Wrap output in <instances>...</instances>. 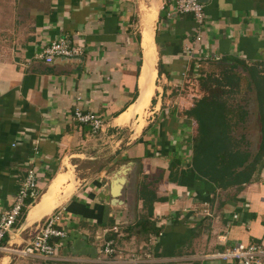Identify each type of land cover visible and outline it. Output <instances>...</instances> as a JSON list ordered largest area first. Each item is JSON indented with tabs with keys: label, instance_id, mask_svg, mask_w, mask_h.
Here are the masks:
<instances>
[{
	"label": "crops",
	"instance_id": "0c3cea01",
	"mask_svg": "<svg viewBox=\"0 0 264 264\" xmlns=\"http://www.w3.org/2000/svg\"><path fill=\"white\" fill-rule=\"evenodd\" d=\"M1 2L0 214L10 208L28 167L42 173L37 185L41 194L25 213L26 228L17 233L20 222L4 241L13 248L24 246L36 225L51 215L66 237L49 240L54 247L50 259L0 252V264H97L95 258H103L98 251L107 240L121 253H139L151 239L154 264H224L206 256L235 243L264 249V165L258 181L240 190H218L198 181L192 146L195 132L199 140L205 123L182 113L191 103L181 95L194 65L185 57L186 48L193 49L194 57L208 53L264 65V0H200V27L189 14L166 17L170 7L164 0ZM147 20L153 27L155 86L160 91L155 92L153 115L145 126L143 118L118 123L140 93ZM198 33L201 39L196 43ZM62 36L83 47L81 60L59 59L52 65L34 60L43 43ZM176 84L179 89L173 87ZM170 95L172 108H161L160 98ZM75 106L99 115L103 131L92 135L86 126L72 123L69 114ZM163 111L169 116L163 118ZM175 160L185 174L171 182L167 167ZM114 162L117 166L107 173L106 165ZM86 165H98L88 186L82 185L86 177L76 178L78 167ZM121 166L126 167L117 199L121 204H108L103 220L107 204L96 198ZM135 166L139 170H133ZM62 174L68 178L55 194L62 202L33 213ZM105 175L109 179L103 183ZM143 187L156 197L149 216L138 199ZM139 219H146L157 232L137 233ZM263 260L264 256L261 264Z\"/></svg>",
	"mask_w": 264,
	"mask_h": 264
},
{
	"label": "trees",
	"instance_id": "16d2710c",
	"mask_svg": "<svg viewBox=\"0 0 264 264\" xmlns=\"http://www.w3.org/2000/svg\"><path fill=\"white\" fill-rule=\"evenodd\" d=\"M190 69L183 82L181 95L191 103V107L186 110L188 115L205 123L204 130L200 132L201 137L199 140L194 138L192 146L191 163L197 180L207 181L215 189L223 191L231 188L240 190L242 186L258 181L264 165V65H246L239 60L224 58L207 60L199 64L197 69ZM193 73L196 76H192ZM249 94L256 110L258 135L256 151L252 155L246 148L242 149L245 146L244 139H235L231 132L232 126L237 121H243L246 116L242 104L249 100ZM233 95L241 102L230 106L228 99ZM150 103L153 104V100ZM179 164L176 160L168 164L169 181L175 182L177 177L185 174V169L179 168ZM138 199L148 210L149 216L156 197L147 187H143ZM26 204L30 207L34 203ZM26 210L21 211L14 228L22 222ZM136 225V232H157V228L146 219H139Z\"/></svg>",
	"mask_w": 264,
	"mask_h": 264
},
{
	"label": "built area",
	"instance_id": "2783aa9c",
	"mask_svg": "<svg viewBox=\"0 0 264 264\" xmlns=\"http://www.w3.org/2000/svg\"><path fill=\"white\" fill-rule=\"evenodd\" d=\"M166 7H170L166 11L165 16L169 17L174 14H189L192 16L197 27L203 24L204 13L203 6L197 0H164ZM201 39L198 33L194 42H199ZM192 48L185 49V57L194 61V69H197L199 64L207 61H217L219 58L213 54L205 53L202 56L193 55ZM83 55V47L73 45L67 36L58 37L57 39L42 44L33 56L35 61L42 62L45 65H50L54 60L63 58L67 60L76 59ZM192 76H196L195 73ZM180 84L173 87L179 89ZM69 120L77 125L86 126L92 135H96L103 131L104 123L101 117L95 113L81 110L75 106L70 110ZM35 154V149L33 148ZM42 177V173L37 172L32 167H28L25 171L23 180L21 181L16 193L13 197L10 208L0 214V252L8 253L19 257L38 256L43 259H50L54 255V247L49 243L50 239H63L66 237L65 231L55 227V217L48 216L36 225L35 231L31 236L30 241L22 247H14L9 242L4 241L6 235L14 227L21 211L29 207L27 202L35 203L40 196L38 189V181ZM114 230V228L112 229ZM151 239L147 246L142 251L130 253H121L117 251L111 240L103 243L99 256L95 258L97 264H154V258L149 247ZM264 256V250L252 243H235L223 252L210 254L207 257L209 260H218L224 264H261V258Z\"/></svg>",
	"mask_w": 264,
	"mask_h": 264
},
{
	"label": "bare ground",
	"instance_id": "6f19581e",
	"mask_svg": "<svg viewBox=\"0 0 264 264\" xmlns=\"http://www.w3.org/2000/svg\"><path fill=\"white\" fill-rule=\"evenodd\" d=\"M143 27L144 28L142 32L143 35L142 48L144 52V58L142 65L143 70L141 69L142 75L139 80L140 93L138 95L137 100H135L134 104L129 108L128 112L121 117L118 123L128 122V120H130L131 118L134 119L137 118V120L141 121L143 114L145 113L146 109L149 107L150 101L153 98L155 92L159 90L158 87L155 86L156 70L154 64L156 60V52L153 44V27L151 26V20L145 21ZM139 127L140 126L135 127V133ZM67 178H68L67 175H63V174L59 175L52 183V186L49 189L48 193L42 197L41 203L37 207L35 205L36 208L34 209L37 211H34V209L33 210L31 209V211L33 213L34 212L42 213V211L47 210L50 206H52L54 202L55 203L59 201L62 202L63 199L61 198L58 200L55 199V194L59 186L62 183H64L67 180Z\"/></svg>",
	"mask_w": 264,
	"mask_h": 264
},
{
	"label": "rangeland",
	"instance_id": "374dc122",
	"mask_svg": "<svg viewBox=\"0 0 264 264\" xmlns=\"http://www.w3.org/2000/svg\"><path fill=\"white\" fill-rule=\"evenodd\" d=\"M1 7H2V2L0 0V13H2ZM248 96L250 97L249 100L246 101V104H242V110L246 112V116H245L243 121H237L232 126L231 132H232V136L235 139H239L241 137L244 139L245 146H243L242 149L246 148L249 151V153L252 155L256 151V147H257V143H258V135H257V130H256L257 125L255 122L256 110H255L254 102H253L252 96L250 94L247 95V97ZM171 97H173V95H170V98L169 97L160 98L161 108H164V109L172 108V106H173L172 102H173L174 98H171ZM151 100H153V103H155L157 101V94H155V96ZM238 102H241V101H238L237 96H234V95L232 96V98L228 99V103L230 104V106H235L238 104ZM153 106H154V104H150L149 107L146 109L145 113L143 114V117H142L143 121H144L143 126H145V122H147V119H150L151 116L153 115V114H151V112H153V110H152ZM232 110L234 111L235 108L233 109V107H232ZM182 113L185 115L189 114V112H186V111L185 112L182 111ZM158 116H160V115H158ZM168 116H169L168 111L164 112L163 118H166ZM154 118H155V116H154ZM234 122H235V120H234ZM196 127L200 128V126L198 124L195 125V128ZM200 136H201V134H200ZM197 137H198V135L195 132V138H197ZM112 146H113V142L109 145L108 148L110 150H112ZM105 151H107V149ZM104 157L107 158V154L104 155ZM105 163H108V165H109V161L108 162L106 161ZM117 163L118 162H114L110 166L106 165V172L109 173L110 170H113L117 166ZM97 167H98V165H90V166L86 165V167H83V168L78 167V171L76 173V178L79 180L81 178L86 177V179L84 180L82 185L84 184L85 186H88L89 185L88 182L91 181L90 175H92L93 171H95ZM133 170H139V167L135 166V168ZM138 177L140 178L139 174H138ZM108 179H109V177L105 175L104 177H102L101 181L103 183H106ZM85 182H87V183H85ZM259 247L261 249H263V247L261 245H259Z\"/></svg>",
	"mask_w": 264,
	"mask_h": 264
},
{
	"label": "water",
	"instance_id": "95a60500",
	"mask_svg": "<svg viewBox=\"0 0 264 264\" xmlns=\"http://www.w3.org/2000/svg\"><path fill=\"white\" fill-rule=\"evenodd\" d=\"M198 2H200V0H197ZM66 60V61H71V60H81L82 58L79 57V58H76V59H71V60H67V59H63V58H58L56 60L53 61V63L57 60ZM52 63V64H53ZM50 64V65H52ZM139 95V93H138ZM138 98V96H137ZM136 98V99H137ZM135 99V100H136ZM125 168L124 166H121L117 171H113V177L110 179L109 181V185L106 186L105 184L102 186V188L100 189L98 195H97V201L99 200H103V202L107 205H104L103 206V220L106 219L107 217V213H108V204H110L111 206L112 205H120L121 204V201H118V197L120 196V190L122 189V186L124 185L125 183V179L123 177V175L125 174ZM104 191H107L108 192V195L107 196H104L103 195V192ZM100 198V199H99ZM100 202V201H99ZM29 222V219L28 217H24L22 222L20 223V225L18 226L16 232L17 233H21L25 228H26V225L28 224Z\"/></svg>",
	"mask_w": 264,
	"mask_h": 264
}]
</instances>
